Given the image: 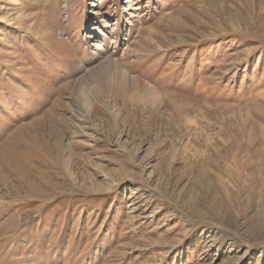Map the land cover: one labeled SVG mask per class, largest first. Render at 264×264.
Listing matches in <instances>:
<instances>
[{
    "label": "rangeland",
    "instance_id": "1",
    "mask_svg": "<svg viewBox=\"0 0 264 264\" xmlns=\"http://www.w3.org/2000/svg\"><path fill=\"white\" fill-rule=\"evenodd\" d=\"M0 264H264V0H0Z\"/></svg>",
    "mask_w": 264,
    "mask_h": 264
},
{
    "label": "bare ground",
    "instance_id": "2",
    "mask_svg": "<svg viewBox=\"0 0 264 264\" xmlns=\"http://www.w3.org/2000/svg\"><path fill=\"white\" fill-rule=\"evenodd\" d=\"M128 2V1H127Z\"/></svg>",
    "mask_w": 264,
    "mask_h": 264
}]
</instances>
